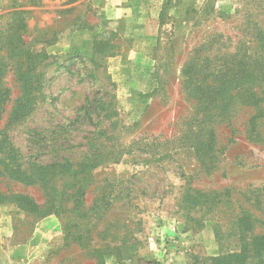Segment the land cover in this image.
Segmentation results:
<instances>
[{
  "label": "rangeland",
  "instance_id": "1",
  "mask_svg": "<svg viewBox=\"0 0 264 264\" xmlns=\"http://www.w3.org/2000/svg\"><path fill=\"white\" fill-rule=\"evenodd\" d=\"M71 1L0 0L3 246L46 241L0 264H264V0H146L151 42Z\"/></svg>",
  "mask_w": 264,
  "mask_h": 264
},
{
  "label": "crops",
  "instance_id": "2",
  "mask_svg": "<svg viewBox=\"0 0 264 264\" xmlns=\"http://www.w3.org/2000/svg\"><path fill=\"white\" fill-rule=\"evenodd\" d=\"M79 1L81 0H72L67 5H78ZM90 1L91 0H82L83 4H85V9L87 10ZM217 1L220 4H223L228 0ZM145 2L146 0H102V2H100L102 3L100 5V9H103L104 18L108 19L111 24V28L109 27L107 29H110V31H117V28H115V23L117 21H120L121 23H123V33H146L149 34L148 39H150L151 42V34L155 31H158L159 28V10L157 11L155 10V8H153L154 11H152ZM60 5L63 6L62 4ZM67 31L77 32L78 29L71 27V29L66 30L65 32ZM86 31L88 32V29ZM12 229L13 228H11V226L5 221L0 224V254L3 253V255H0V263L3 258L6 260L9 258L17 259L21 256V258H24L25 260H30L40 257V255L42 254V247L46 244V241L38 239L37 231L25 242L12 245L7 250H4V241L11 237L13 233Z\"/></svg>",
  "mask_w": 264,
  "mask_h": 264
},
{
  "label": "trees",
  "instance_id": "3",
  "mask_svg": "<svg viewBox=\"0 0 264 264\" xmlns=\"http://www.w3.org/2000/svg\"><path fill=\"white\" fill-rule=\"evenodd\" d=\"M24 42V41H23ZM24 45H26L24 43ZM24 65V63H23ZM28 70V65H26L25 69L23 70V73H25L26 71ZM2 69L0 68V73H1ZM200 84H202V82H200ZM3 98V90H2V79L0 77V100H2ZM18 111V109H16V111H14V114H16ZM217 113L216 114H212L210 116L209 112H204L201 114V121H200V124H204L203 127V130H205V128L208 126L210 127V132H207V137H213V136H216L215 134V131H214V128L212 129L211 127H213V124H214V121L212 120V117H216ZM222 115H227L225 113V111L222 112ZM196 149H198L199 151V146H195ZM17 150L11 146L10 148V152H16ZM198 155V154H197ZM14 158L13 157H10L8 160L5 159V166H7V170L8 172L10 173V175L12 177H14L15 179H18V180H23V181H26L29 182V183H33V180H32V175L25 172L24 170H22L20 168V166H16L17 168L15 169L14 166H9L11 164V162H13ZM4 169V168H3ZM6 168H5V171H7ZM80 191V194L83 195L84 194V190H79ZM13 194H6L2 191H0V197H12ZM75 195L77 194H73L72 197H74ZM13 199L14 201H16L19 205H25L26 203H30L32 204V208L31 209H35V211H39L41 209V207L39 206V204L37 203V201L32 198L30 195L28 194H24V193H17L13 196ZM249 226V225H248ZM250 227V226H249ZM248 228H246L245 230L247 231ZM116 262L119 263V259H118V256H116ZM219 260V263L221 264V262L224 261V259H218ZM117 263V264H118Z\"/></svg>",
  "mask_w": 264,
  "mask_h": 264
}]
</instances>
